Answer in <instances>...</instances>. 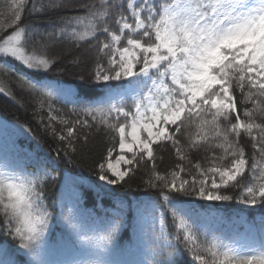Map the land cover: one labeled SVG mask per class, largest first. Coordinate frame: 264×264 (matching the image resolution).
I'll return each instance as SVG.
<instances>
[{
    "label": "snow or ice",
    "instance_id": "6c2138e0",
    "mask_svg": "<svg viewBox=\"0 0 264 264\" xmlns=\"http://www.w3.org/2000/svg\"><path fill=\"white\" fill-rule=\"evenodd\" d=\"M72 4L12 0L9 19L0 22V75L14 77L16 87L33 98L44 131L64 145L58 156L62 151L74 164L76 143L86 149L88 142L79 129L96 128L110 139L96 163L100 182L127 183L142 165H151L145 183L158 190V199L142 210L151 218L152 237L151 258L143 264H181V245L192 264H264V238L241 243L213 235L201 223L204 214L184 208L181 199L264 205V0ZM64 9L51 30L24 22L25 13ZM58 42L86 46V53L93 54L87 79L103 86V93L93 98L64 88L58 96L41 79L60 61L52 52ZM10 61L35 75L18 72ZM4 92L6 86H0ZM58 102L71 103L76 119L63 114ZM169 147L179 163L160 172L155 153ZM193 153L203 155L193 162ZM28 169H0V232L31 257L25 264H46L41 249L54 212L46 203V185L59 174L39 164ZM74 183L65 177L66 189ZM72 213V208L62 213L63 220L79 231ZM121 223L114 220L104 232L81 238L103 251ZM74 264L108 262L81 259Z\"/></svg>",
    "mask_w": 264,
    "mask_h": 264
},
{
    "label": "trees",
    "instance_id": "16d2710c",
    "mask_svg": "<svg viewBox=\"0 0 264 264\" xmlns=\"http://www.w3.org/2000/svg\"><path fill=\"white\" fill-rule=\"evenodd\" d=\"M11 2L12 0H0V22L9 19ZM79 2L80 0H73L69 7ZM66 10L47 11L35 15L25 13L24 22L51 30V26L58 23V16ZM85 47L58 42L52 49L53 53L60 56V61L56 68L43 74L41 79L58 96L60 90L64 88L93 98L104 92L103 86L87 79L93 54L86 53ZM10 63L18 72L28 76L35 75L32 70L14 61ZM57 68L62 70L58 71ZM81 76L85 78L81 80ZM0 86H6V92L0 93V121L9 124L12 131L13 127L16 129L14 135L9 137L13 141L8 145L3 144L6 141L5 135L0 136V153L5 154L6 160H12L14 170L24 169L28 165V170L31 171L32 167L39 164L55 167L56 173L53 175L59 174L58 179L49 180L46 185V203L50 205V210L54 209L53 219L41 249V257L46 264H74L81 259H100L107 261L108 264H143L146 259H150L152 237L148 226L151 224V218L147 213L142 215V210L149 206L151 201L158 199V190L148 187L145 183L149 178L151 165H142L130 178H126L127 183L107 185L100 182L96 175V163L110 146V139L103 131L96 128L79 129L78 135L81 137L83 134L88 135L87 148L77 142L75 163H68L67 159L63 158L62 151L58 156V150L64 145L46 133L35 117L33 98L16 87L15 78L12 76L0 75ZM56 87L62 88L57 91ZM235 95L237 109L240 110V93L237 92ZM56 107L70 119H76L70 112L73 107L71 103L58 102ZM46 112L45 108L42 114L46 115ZM55 126L58 129L64 127L59 123ZM242 143L246 154L250 156L252 154L250 142L245 138ZM156 147L154 145V149ZM155 154L156 166L160 172H165L179 163L170 147L163 151L157 149ZM202 155L203 153H193V162ZM65 177L75 181L68 189L64 187ZM181 199L184 201L183 206L216 211L228 219L240 218L245 223V226L241 227L247 228L246 234L251 235L248 243L264 238L262 223L264 205L249 206L236 200L203 201L196 197ZM69 208L73 209L74 222L79 225V231L74 230L63 220L62 213L67 214ZM114 220L122 223L112 243L107 245L105 250L95 249L82 240L81 237L84 235L95 236L104 232ZM49 250L51 252H48ZM26 259L31 261V257H25L12 237L0 232V264H25ZM179 259L181 264H192V257L182 245L179 247Z\"/></svg>",
    "mask_w": 264,
    "mask_h": 264
},
{
    "label": "rangeland",
    "instance_id": "374dc122",
    "mask_svg": "<svg viewBox=\"0 0 264 264\" xmlns=\"http://www.w3.org/2000/svg\"><path fill=\"white\" fill-rule=\"evenodd\" d=\"M64 86V85H63ZM62 87H56L57 91L58 89H61ZM9 124L7 125L3 121H0V136L5 135L6 141L3 142V144L11 143L13 140L9 138L11 135H14L15 128L13 127V131H11L8 127ZM6 156L3 153H0V169L3 168H8V169H13L14 165L11 163V159H7L6 161ZM184 208L187 209H194L198 212L203 213V218L201 220V223L205 229L207 228H212L214 231L220 230L217 234L225 239V240H239L241 243H248L249 239L251 238V235H247V228L243 229L244 223L240 220L238 217H233L232 219H228L226 217L219 218L218 220L215 218L214 213H208L204 212L202 210H197L194 207L191 206H183ZM217 216H220L217 214Z\"/></svg>",
    "mask_w": 264,
    "mask_h": 264
}]
</instances>
